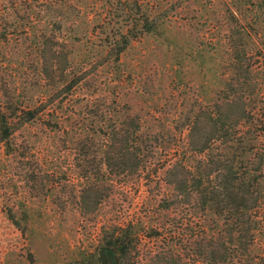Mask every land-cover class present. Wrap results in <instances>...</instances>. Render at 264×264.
Returning <instances> with one entry per match:
<instances>
[{
    "label": "rangeland",
    "instance_id": "obj_1",
    "mask_svg": "<svg viewBox=\"0 0 264 264\" xmlns=\"http://www.w3.org/2000/svg\"><path fill=\"white\" fill-rule=\"evenodd\" d=\"M145 16L155 31L142 30ZM230 23L213 0H0V106L44 109L28 124L13 118V134L0 142V264H79L124 229L135 249L121 264L213 263L196 251L203 233L218 234L214 221L198 222L192 188L175 199L168 185L169 171L190 154L188 124L231 91ZM120 33L132 41L117 66L111 45ZM63 72L82 73L84 85L61 91L62 80L48 75ZM95 97L100 117H118L117 127L139 118L137 156L126 154L135 151L133 136L121 154L109 132L69 127L68 117ZM54 111L68 121L59 131L45 125ZM222 147L212 152L225 155ZM261 254L264 264V246Z\"/></svg>",
    "mask_w": 264,
    "mask_h": 264
},
{
    "label": "trees",
    "instance_id": "obj_2",
    "mask_svg": "<svg viewBox=\"0 0 264 264\" xmlns=\"http://www.w3.org/2000/svg\"><path fill=\"white\" fill-rule=\"evenodd\" d=\"M213 3L223 5L231 20L229 32L225 35L227 50L228 47L231 50L228 55L232 71L228 88L231 91L228 93L229 90L224 89V94L217 97L222 106L215 103L206 119L197 118L188 124L192 130L187 150L190 156L178 161V165L169 171L172 173L169 175L168 186L176 193L175 199L179 198L180 193H186L192 188L190 195L194 194L202 212L197 217L198 222L206 228L211 225L209 221H214L212 224L215 228H211V231H218L217 237L213 233L201 235V240L205 242L201 243L202 247L199 246L196 251L199 258H212L213 263L209 264H263L261 252L264 246V197H260L259 193L264 184V0H213ZM137 26L134 24L135 29ZM141 26L145 33L155 31L154 21L149 22L146 16ZM0 36L6 38L5 35ZM131 38L128 33H120L111 45L114 48L115 65L118 66L120 54L130 45ZM255 57L257 59L253 61ZM201 58L204 63L205 51ZM205 68L203 65L202 69ZM48 76L52 81L62 80L63 92L77 90L84 85L82 73L79 72H63L60 75L51 73ZM250 83L252 88L246 91ZM255 100L258 104H254ZM101 105L99 97L87 99L80 107L83 108L80 115L68 117L69 127L75 122L74 127L78 131L88 134L92 132L94 135H99L105 130L116 138L117 144L121 143L119 150L129 145V138L133 136L131 146L135 151L126 154L137 156L136 154L140 153L139 147L144 142L139 139L142 128L139 118H131L130 129L128 126L117 127L118 117H100ZM256 108H259V114L255 112ZM87 109L94 114H87ZM43 111V107L35 113L24 106L1 105L0 142L6 143L13 134V118H18L19 124L24 125L32 122ZM61 111L64 112L62 109ZM57 114V111H54V115L52 113L51 118L45 121L50 130L59 131L68 123ZM199 124L203 125L199 127ZM205 127L209 128L208 132L204 131ZM216 142L224 146L221 151H224L225 155L212 152V145ZM125 152L127 151H119L121 154ZM111 160L112 158H109L107 162ZM170 206L172 205L165 209L168 210ZM134 235L132 230L124 229L120 233L110 232L104 238L103 246L116 252L118 264L135 249ZM158 236V233L154 232L152 237ZM162 262L158 257L153 264ZM98 263L99 256L94 254L81 257L79 262ZM192 263L204 264L203 261Z\"/></svg>",
    "mask_w": 264,
    "mask_h": 264
},
{
    "label": "water",
    "instance_id": "obj_3",
    "mask_svg": "<svg viewBox=\"0 0 264 264\" xmlns=\"http://www.w3.org/2000/svg\"><path fill=\"white\" fill-rule=\"evenodd\" d=\"M99 258L102 264H116L117 257L116 252L113 249L107 247H101L99 250Z\"/></svg>",
    "mask_w": 264,
    "mask_h": 264
},
{
    "label": "flooded vegetation",
    "instance_id": "obj_4",
    "mask_svg": "<svg viewBox=\"0 0 264 264\" xmlns=\"http://www.w3.org/2000/svg\"><path fill=\"white\" fill-rule=\"evenodd\" d=\"M102 247H105V246H102ZM108 248V247H107ZM111 249V248H110ZM116 257H117V255H116ZM99 264H102L101 263V259L99 258ZM116 264H118V258H117V263Z\"/></svg>",
    "mask_w": 264,
    "mask_h": 264
}]
</instances>
